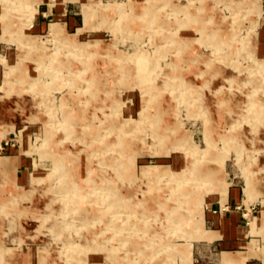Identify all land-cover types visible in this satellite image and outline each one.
Listing matches in <instances>:
<instances>
[{"label":"rangeland","instance_id":"374dc122","mask_svg":"<svg viewBox=\"0 0 264 264\" xmlns=\"http://www.w3.org/2000/svg\"><path fill=\"white\" fill-rule=\"evenodd\" d=\"M58 1L0 0V264H264V0Z\"/></svg>","mask_w":264,"mask_h":264},{"label":"crops","instance_id":"0c3cea01","mask_svg":"<svg viewBox=\"0 0 264 264\" xmlns=\"http://www.w3.org/2000/svg\"><path fill=\"white\" fill-rule=\"evenodd\" d=\"M44 1L50 7V10H48L47 12H42V18H38L36 24L34 25L36 30L39 31L44 28L46 24L44 19L47 17L49 11H56V16L59 19H64L66 21V25H73V19L75 18L72 17L74 11L73 8H71L70 4L74 3L75 1H67L66 3H62L61 1L57 0V4L55 3L53 7L50 6V1L52 0ZM258 193L261 194V198L259 199L260 201L257 204L260 205V210L261 212H263V193L260 191ZM252 203L249 205L246 204L243 197H241V192L238 188H236L235 186L230 188L228 201L224 204L225 206L220 209V212H218V208L215 207L213 210H210L207 214H205L206 223L208 226L207 229L211 231L212 235L215 236L212 240H205V244L210 247H214L215 249L222 250V254L224 252L230 253L232 255L234 253H243L239 250L244 249L245 244H247V240L253 236L250 230H245V220L248 214L244 213L245 210L251 212L254 209L256 205ZM241 210H243V212ZM259 220L264 226V221L262 222L261 218ZM207 259H210L208 254H206L204 258H202L199 264H209V261H207Z\"/></svg>","mask_w":264,"mask_h":264},{"label":"bare ground","instance_id":"6f19581e","mask_svg":"<svg viewBox=\"0 0 264 264\" xmlns=\"http://www.w3.org/2000/svg\"><path fill=\"white\" fill-rule=\"evenodd\" d=\"M0 165H3V162L0 161ZM188 190V189H187Z\"/></svg>","mask_w":264,"mask_h":264}]
</instances>
